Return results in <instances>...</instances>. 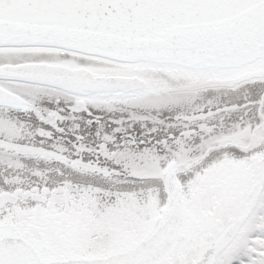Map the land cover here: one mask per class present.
<instances>
[{
  "label": "snow or ice",
  "instance_id": "obj_1",
  "mask_svg": "<svg viewBox=\"0 0 264 264\" xmlns=\"http://www.w3.org/2000/svg\"><path fill=\"white\" fill-rule=\"evenodd\" d=\"M0 264H264V0H0Z\"/></svg>",
  "mask_w": 264,
  "mask_h": 264
}]
</instances>
